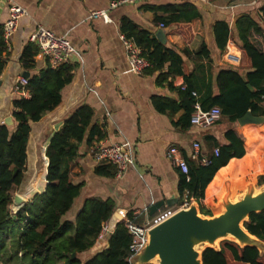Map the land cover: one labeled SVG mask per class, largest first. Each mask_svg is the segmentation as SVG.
Here are the masks:
<instances>
[{
	"label": "crops",
	"instance_id": "0c3cea01",
	"mask_svg": "<svg viewBox=\"0 0 264 264\" xmlns=\"http://www.w3.org/2000/svg\"><path fill=\"white\" fill-rule=\"evenodd\" d=\"M112 3L110 0H0V26H4L7 21L12 4L19 5L27 13L19 18L14 32L5 41L7 50L0 58L5 65L0 75V126H6L10 131L15 128L11 102L19 98L13 92L18 81L24 78L25 73L29 74L30 78L47 67V62L40 53L34 59L35 68L25 70L20 65L22 50L31 43L29 39L37 26L57 37H64L81 56V61L74 60L70 63L73 66V77L61 91L60 105L54 111L47 112L39 123L31 124L25 181L33 178L35 151L42 156L43 169L38 177L40 179L34 181L35 188L30 189L27 196L29 193L31 199L35 194L40 195L44 191L48 165L44 157L46 146L64 121L80 107L92 110L91 124L96 126L104 137L92 147L83 144L79 156L70 165V179L74 184L82 183L83 188L79 198L74 201L73 209L67 214L68 219L74 218L82 203L89 198L108 199L114 203L115 211L111 222L122 220L123 217L131 218L143 208L150 209L161 201L178 200V206L183 199L179 194L182 173L172 166L167 157L168 149L171 146L177 148L187 166L188 162L206 166L203 161L209 164V159L215 157L214 150L219 153V149L226 144L224 133L228 128H234L235 133L243 137L245 155V136L257 137L254 149L258 151L264 166V139L259 138L264 136V122L259 126L240 127L238 124L231 125L220 120L207 129L191 126L184 120L185 112L181 109L177 91L169 90L166 86V83L171 82L173 88L182 89L183 76L191 77L194 87L200 93L197 98H200L206 94L211 84L212 91L216 94L214 78L217 72L226 66L240 70L244 75L246 69L239 68L242 57L240 50L229 40L225 52L220 54L212 29L217 22H225L231 28L237 17L249 14L259 25V29L252 33L251 42L258 50L264 52V17L258 16V9L264 3L263 0H141L114 8L111 7ZM183 3L193 5L202 17L203 38L195 35L191 24L182 21L161 29L159 25L163 23L155 20L157 17L167 19L168 15L163 12L145 11V6ZM100 11L106 12L109 23H105L102 18L91 17L93 12ZM125 20L141 30L150 32L157 42L174 51L181 60V64L176 68L180 75L171 76L167 72L169 62L163 65L161 70L150 67L140 75L131 73L119 37L121 23ZM158 30H163V43L155 36ZM204 45L208 50L206 54L201 53ZM165 74L168 76L166 83L158 86L157 77ZM158 98L161 99L159 107L163 100L169 103V107H165L163 112L157 108V102L156 105L153 103V99ZM126 143L130 146L134 167L129 168L122 178L116 177L113 166L98 164L92 157L94 148ZM194 144L198 145L197 152L193 149ZM241 159H231L218 172ZM98 168H104L109 174H95ZM232 183L233 178L227 177L223 183V194L219 196L221 198L215 197L214 206L221 207L222 196L227 194L230 200H234L248 185H252H246L242 192L231 196ZM23 185L24 183L21 186ZM208 186L202 204L211 212L209 217H213L219 215L222 209L215 213V209L206 200ZM27 196H21L23 199H20L24 202ZM165 209L169 208L163 207L156 214L166 211ZM136 217V223L144 222L142 217ZM108 225L110 233L107 236L113 232L112 223ZM106 248L105 240H97L88 253L80 254L81 258L80 255L77 257L86 261Z\"/></svg>",
	"mask_w": 264,
	"mask_h": 264
},
{
	"label": "trees",
	"instance_id": "16d2710c",
	"mask_svg": "<svg viewBox=\"0 0 264 264\" xmlns=\"http://www.w3.org/2000/svg\"><path fill=\"white\" fill-rule=\"evenodd\" d=\"M145 11L167 14V19L157 17L155 20L162 22L163 26L180 21L189 23L195 35L204 37L202 17L189 3L145 6ZM258 16L264 17V3L258 9ZM258 29L259 25L249 14L237 17L231 28L225 22L214 24L212 31L220 54L225 52L227 42L233 41L242 56L239 68L247 71L243 75L240 70L227 66L219 70L214 78L216 94L212 91L211 84L206 94L197 98L200 93L194 87L191 77L183 76L182 89L173 88L171 82L166 83L167 74L157 77L158 86L166 83L169 90L177 91L181 109L185 112V121L190 123L196 103L205 111L219 107L220 120L231 125H236L237 120L247 112L264 118V52L258 50L251 42L252 33ZM120 31L140 49L141 56L150 63L151 68L161 70L163 65L169 62L167 72L171 76L180 75V72L176 71L177 65L181 64L180 57L157 42L150 32L141 30L126 20L121 23ZM6 50L2 25L0 58ZM202 52H208L205 45ZM38 53L39 49L35 44L26 45L21 53V67L25 70L35 68L34 59ZM4 67L0 60V75ZM72 70L71 64L56 69L49 68L47 64L45 70L31 76L26 87L29 99L18 98L11 102L15 128L10 131L8 127L0 126V264H128L131 237L123 220L111 222L115 211L111 200L89 198L82 203L74 218H67L83 188L82 183L74 184L70 179V165L79 156L83 144L92 147L104 137L100 130L91 124L93 112L88 107L77 109L64 121L60 130L51 136L44 153L48 162L44 191L40 195L35 194L16 214L13 215L10 210L13 192L20 190L27 173V143L31 124L39 123L47 112L54 111L60 105L61 91L71 82ZM248 85L252 91L248 89ZM160 100L153 99V103L156 105L157 102V108L163 112L165 107H169V103L163 100L159 107ZM233 129L228 128L225 131L226 144L219 149L217 157L209 159L208 165L188 162L189 182H186L185 175L180 176V197L187 192L188 198L198 204L199 212L204 216H211L202 201L205 189L212 179L206 191L209 204L215 202L216 196L221 198L219 196L223 194V183L227 177L233 178L231 196H234L245 189V178L238 176L250 172L251 180H254L262 171L263 164L259 153L254 149L257 137L245 136V155L244 139ZM260 138L264 139V136ZM231 159L241 160L230 163L218 172ZM253 162L259 163V166L254 168ZM95 174L109 173L105 172L104 168H98ZM259 179L261 186L264 184V175ZM28 189L23 191L22 195L27 193ZM104 223H112L113 227L112 234L102 239L107 242V248L95 253L86 261L79 260L78 255L88 253L93 248ZM243 227L251 236L264 243V211L251 214ZM201 259L203 264H264V253L261 254L253 247H240L233 242L224 241L220 243L218 250L206 249Z\"/></svg>",
	"mask_w": 264,
	"mask_h": 264
},
{
	"label": "water",
	"instance_id": "95a60500",
	"mask_svg": "<svg viewBox=\"0 0 264 264\" xmlns=\"http://www.w3.org/2000/svg\"><path fill=\"white\" fill-rule=\"evenodd\" d=\"M155 36L158 41L164 42L163 30H158ZM24 78L28 79L29 74L25 73ZM247 87L252 91L251 86ZM263 122V118L255 117L250 112L237 120L240 127L259 126ZM14 202L22 204L23 200L17 198ZM177 204L178 200L158 202L149 209V217L163 207L172 208ZM220 205V214L213 217L200 214L195 201L189 208L177 210L148 231L147 242L131 260L132 264H203L202 253L206 249L218 250L216 245L224 241L240 247H253L261 254L264 253V243L251 236L243 227L251 214L264 211V184L259 189L248 185L234 200H230L226 194Z\"/></svg>",
	"mask_w": 264,
	"mask_h": 264
},
{
	"label": "built area",
	"instance_id": "2783aa9c",
	"mask_svg": "<svg viewBox=\"0 0 264 264\" xmlns=\"http://www.w3.org/2000/svg\"><path fill=\"white\" fill-rule=\"evenodd\" d=\"M141 0H119L113 2L111 7H117L125 4H133ZM254 4V3H253ZM26 10L17 4H12L9 8V17L3 26L4 41H6L10 35L14 32L19 18L26 16ZM92 18H102L105 23H109L110 20L106 16V12H93ZM160 28H164L163 24L159 25ZM120 41L123 45L126 61L131 73L140 75L145 70L151 67L150 63L141 56V51L137 48L131 40L125 38L124 35H120ZM30 42L37 45L39 53L46 60L48 67L56 69L62 65L70 64L72 61H81L79 52L74 50L69 42L64 37H57L49 31L37 26L35 32L30 37ZM28 85V79L21 78L14 87V94L19 98L26 99L29 97V93L26 90ZM221 119V110L218 107H212L209 110H202L200 105L196 103L194 105V111L190 118V125L201 129H207L215 125ZM193 149L197 152L198 145L194 144ZM93 159L98 164H108L114 167L115 175L117 178H122L129 168L134 167V162L128 143L123 145H114L109 147H97L91 152ZM215 157L218 156V150H214ZM167 157L170 160L172 166L178 169L183 175H185L186 182H189L188 178V166L180 151L171 146L168 149ZM204 165L208 163L203 161ZM194 200L188 198V193L183 195L182 202L178 205L177 209L169 208L164 212L156 214L157 217H149V209L143 208L141 212L131 218L123 217L125 228L131 237V243L128 247V264H132L131 260L140 253L147 242L148 231L166 220L177 210H183L189 208L190 204ZM136 216L142 217L144 222L142 225L136 224ZM110 233L108 223H104L101 227V231L97 240H102L107 234Z\"/></svg>",
	"mask_w": 264,
	"mask_h": 264
},
{
	"label": "rangeland",
	"instance_id": "374dc122",
	"mask_svg": "<svg viewBox=\"0 0 264 264\" xmlns=\"http://www.w3.org/2000/svg\"><path fill=\"white\" fill-rule=\"evenodd\" d=\"M260 138V137H259ZM34 156H35V158L33 159V164H34V169H35V172H33V178H31V180H26V181H24V187L23 186H21L20 187V190L19 189H17V190H15L14 192H13V204H12V206H11V208H10V210H11V212H12V214L14 215V214H16L17 213V211L23 206V204H27L28 203V201H29V199H30V196L31 195H29V193H28V196H27V193H25L24 195H22V192L23 191H25L26 189H28L30 186H32V187H30L29 189H28V191L27 192H29L30 191V189H33V188H35V184H34V181H36V179H40V178H38V177H40V175H41V171H42V169H43V159H42V156H40V155H38L37 153H36V151H35V154H34ZM254 163V162H253ZM246 165V164H245ZM257 166H259V163H257L256 162V164H254V168L255 167H257ZM258 172H259V170H257ZM250 172H246L243 176H240V178H245L244 179V182H245V186L246 185H248V184H252V186H255V187H258L259 186V184H260V179H259V177H261L262 175H264V166H263V168H262V171H260V173H259V175L254 179V180H251V177H250V174H249ZM26 177V176H25ZM43 179V178H42ZM38 182L39 183H43V181H41V180H38ZM258 189V188H257ZM37 190V189H36ZM34 191V192H36L37 193V191ZM242 192V191H241ZM21 196H23L24 198L27 196V198L24 200V202H22V204H17V203H15L14 202V200L15 199H19V198H22L23 199V197H21ZM217 204V203H216ZM210 206L213 208V209H215L214 210V212L215 213H217L218 212V210H220V209H222V207H217V206H214L213 204H210ZM179 206H176L175 208H173L174 210L175 209H177ZM166 210V209H165ZM152 217H154V216H152ZM155 217H157V216H155ZM136 224H138V225H142L141 223L139 224V223H136ZM219 247V243L216 245V249ZM263 254V253H262ZM80 258H81V255H80ZM82 259H84V258H82Z\"/></svg>",
	"mask_w": 264,
	"mask_h": 264
},
{
	"label": "bare ground",
	"instance_id": "6f19581e",
	"mask_svg": "<svg viewBox=\"0 0 264 264\" xmlns=\"http://www.w3.org/2000/svg\"><path fill=\"white\" fill-rule=\"evenodd\" d=\"M223 197V196H222Z\"/></svg>",
	"mask_w": 264,
	"mask_h": 264
}]
</instances>
